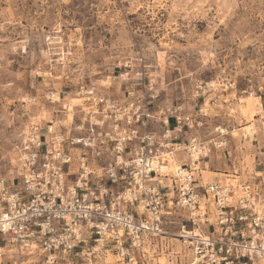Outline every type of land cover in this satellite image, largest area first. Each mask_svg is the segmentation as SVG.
Returning a JSON list of instances; mask_svg holds the SVG:
<instances>
[{"label":"built area","instance_id":"obj_1","mask_svg":"<svg viewBox=\"0 0 264 264\" xmlns=\"http://www.w3.org/2000/svg\"><path fill=\"white\" fill-rule=\"evenodd\" d=\"M138 63L114 90L80 83L69 125L65 105L45 125L27 123L16 175L0 176V264H147L151 240L169 235L175 216L188 264H264V168L241 184L203 178L226 144L200 134L214 82L196 85L194 111L182 102L155 110V81Z\"/></svg>","mask_w":264,"mask_h":264},{"label":"rangeland","instance_id":"obj_2","mask_svg":"<svg viewBox=\"0 0 264 264\" xmlns=\"http://www.w3.org/2000/svg\"><path fill=\"white\" fill-rule=\"evenodd\" d=\"M141 56L155 110L182 102L194 111L196 85L214 82L200 134L226 144L213 148L204 181L253 180L264 168V0H0V176L16 175L30 120L45 125L76 103L80 83L114 90ZM59 118L69 125L73 112ZM180 222L168 219L170 234L151 240L147 264L190 262Z\"/></svg>","mask_w":264,"mask_h":264},{"label":"bare ground","instance_id":"obj_3","mask_svg":"<svg viewBox=\"0 0 264 264\" xmlns=\"http://www.w3.org/2000/svg\"><path fill=\"white\" fill-rule=\"evenodd\" d=\"M53 96H55V94L53 95ZM56 101H59L60 100V95L57 97V99H55ZM76 103H72V104H69V105H65V107H67V108H69L70 109V111L69 112H73V110H74V107L75 106H77V105H79L80 103H81V99L79 98V97H77L76 98V101H75ZM62 122L63 123H66L65 122V120H62ZM253 125V124H252ZM249 127V126H248ZM248 127H244L243 129L247 132V131H252V130H254V128L253 127H251V128H248ZM223 131H225V130H223ZM236 131H238V130H234V136L236 135ZM224 133V132H223ZM252 133V132H251ZM175 167H176V163L174 162V160L172 159V158H170V166H169V168L170 169H175ZM168 168H166V170H167ZM232 179V178H231ZM226 180V183H229V178H226L225 179ZM221 181V180H220ZM232 182H233V184H235L236 183V181H237V178L235 179V180H231ZM1 250V249H0Z\"/></svg>","mask_w":264,"mask_h":264}]
</instances>
